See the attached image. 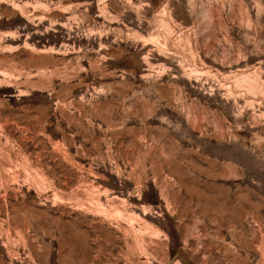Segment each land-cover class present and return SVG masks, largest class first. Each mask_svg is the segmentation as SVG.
I'll list each match as a JSON object with an SVG mask.
<instances>
[{
	"label": "rangeland",
	"instance_id": "obj_1",
	"mask_svg": "<svg viewBox=\"0 0 264 264\" xmlns=\"http://www.w3.org/2000/svg\"><path fill=\"white\" fill-rule=\"evenodd\" d=\"M0 264H264V0H0Z\"/></svg>",
	"mask_w": 264,
	"mask_h": 264
}]
</instances>
